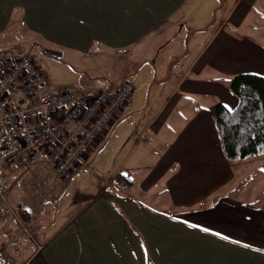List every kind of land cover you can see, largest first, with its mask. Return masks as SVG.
<instances>
[{
    "label": "crops",
    "instance_id": "0c3cea01",
    "mask_svg": "<svg viewBox=\"0 0 264 264\" xmlns=\"http://www.w3.org/2000/svg\"><path fill=\"white\" fill-rule=\"evenodd\" d=\"M21 35L69 60L129 49L103 86L134 89L67 177L0 157V264H264V155L228 162L215 121L234 75L264 77V0H0V54Z\"/></svg>",
    "mask_w": 264,
    "mask_h": 264
},
{
    "label": "built area",
    "instance_id": "2783aa9c",
    "mask_svg": "<svg viewBox=\"0 0 264 264\" xmlns=\"http://www.w3.org/2000/svg\"><path fill=\"white\" fill-rule=\"evenodd\" d=\"M133 89L123 80L89 95L48 91L29 54H0V157L16 168L40 162L44 172L67 177L106 134ZM7 190V176L0 174V225L14 214Z\"/></svg>",
    "mask_w": 264,
    "mask_h": 264
},
{
    "label": "rangeland",
    "instance_id": "374dc122",
    "mask_svg": "<svg viewBox=\"0 0 264 264\" xmlns=\"http://www.w3.org/2000/svg\"><path fill=\"white\" fill-rule=\"evenodd\" d=\"M31 39L32 37L27 40H23L22 35L20 37H16L14 39L16 42H12L8 45L7 49L11 53L17 55L26 53L29 54L37 67L43 73L45 85H47L49 90L53 92L69 90L74 92L76 95H89L98 89H102L104 87L103 85H105L109 80L113 81L120 78L122 71L126 68L133 67V63H135L129 49L121 52L103 50L96 55L88 54V56L84 58L69 60L66 57H57L51 51L46 53V51H44V46L43 49H41L35 45H30L29 40ZM142 89L143 87L141 86L137 89V92L139 91L138 98H140L141 93L142 95L146 94V91H143ZM131 126L134 127L132 132L134 134L136 132L134 123H132ZM131 126H127L128 128L126 129V132L130 131ZM130 143L131 141L129 140L125 144L126 147L124 152L130 149ZM103 144H105V142ZM103 144L101 146L98 145L94 152H102L101 149ZM111 146L112 143L107 148H110ZM119 148H123V145L121 147L119 145L117 149ZM112 153L113 155H109L107 160L104 159L105 162H101L100 166L103 167L104 173H107V171L112 169L113 165H115L118 161L116 158L120 153L117 154V150L115 152L113 150ZM91 161L92 160L89 159L87 162L88 166L83 168H88L90 166L93 167L91 165ZM96 162L100 163L98 159ZM93 168L98 170L95 167ZM79 181V177H77L72 183V185L75 186L74 189H76V185ZM58 186L61 187L60 183Z\"/></svg>",
    "mask_w": 264,
    "mask_h": 264
},
{
    "label": "trees",
    "instance_id": "16d2710c",
    "mask_svg": "<svg viewBox=\"0 0 264 264\" xmlns=\"http://www.w3.org/2000/svg\"><path fill=\"white\" fill-rule=\"evenodd\" d=\"M229 88L238 104L229 112L222 104L215 108V121L224 155L228 162L264 155V77L240 73L234 75ZM115 181L127 185L121 174Z\"/></svg>",
    "mask_w": 264,
    "mask_h": 264
},
{
    "label": "snow or ice",
    "instance_id": "6c2138e0",
    "mask_svg": "<svg viewBox=\"0 0 264 264\" xmlns=\"http://www.w3.org/2000/svg\"><path fill=\"white\" fill-rule=\"evenodd\" d=\"M228 111L231 112V111H233V109L229 108ZM205 231H207V230H205Z\"/></svg>",
    "mask_w": 264,
    "mask_h": 264
}]
</instances>
